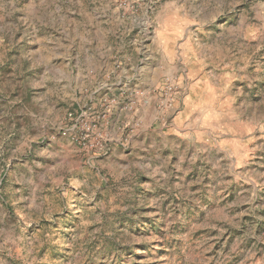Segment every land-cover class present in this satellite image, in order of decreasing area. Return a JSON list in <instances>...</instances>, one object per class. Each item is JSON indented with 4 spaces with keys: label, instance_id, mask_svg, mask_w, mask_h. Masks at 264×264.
I'll use <instances>...</instances> for the list:
<instances>
[{
    "label": "rangeland",
    "instance_id": "rangeland-1",
    "mask_svg": "<svg viewBox=\"0 0 264 264\" xmlns=\"http://www.w3.org/2000/svg\"><path fill=\"white\" fill-rule=\"evenodd\" d=\"M39 2L15 0L19 10L0 19V139L8 136L5 153L21 147L18 129L29 123L21 112L34 108L39 94L47 91L32 85L49 69L60 76L57 70L68 63L64 50L77 48L85 31L95 36L98 25L108 32L107 44L114 51L111 59L105 57L102 74L111 67L135 75L121 76L120 83L95 91L83 108L63 102L57 108L76 114L102 105L99 114L106 110L103 122L112 132V111L121 107L118 124H127L121 139L131 136L136 144L157 143L162 150L154 154L133 148L130 142L117 147V155L135 163L151 162L153 168L165 164L160 171L167 186L138 175L130 197H117L116 187L109 191L111 185L123 184L124 177L119 182L108 179L89 203H83L77 192L73 207L58 201L61 211L40 221L57 235L46 232L44 242L29 254L27 241L40 226L24 225L25 249L9 245L11 253L0 251V264H26L21 256L27 257V264H264V0H58L56 4L48 0L51 17L32 7ZM102 5L107 7L98 11ZM37 16L43 23L35 20ZM95 44L93 40L87 47L94 49ZM76 55L72 51L73 67ZM151 64L153 84L146 87L143 71ZM199 79L204 89L202 83L196 85ZM206 89L213 93L211 104L199 115L195 111ZM133 92L144 95L133 97ZM146 97L151 99L150 109L140 121L134 113ZM179 113L182 118L175 123ZM152 116L158 118L155 123ZM45 142H34L33 147ZM91 153L98 162L112 155L110 149ZM118 163L127 165L126 160ZM0 167L8 169L0 174V210L7 213L5 221L11 218L14 223L24 215L27 200L14 201L30 192L17 193L20 185L9 180L12 166ZM44 195L51 198L53 193ZM113 197H117L113 205L126 211L103 216L99 208L89 211ZM0 227L7 231L10 225ZM19 235L18 229L12 232L14 238Z\"/></svg>",
    "mask_w": 264,
    "mask_h": 264
},
{
    "label": "clouds",
    "instance_id": "clouds-1",
    "mask_svg": "<svg viewBox=\"0 0 264 264\" xmlns=\"http://www.w3.org/2000/svg\"><path fill=\"white\" fill-rule=\"evenodd\" d=\"M57 2L58 0H52L53 4ZM32 7L44 10L41 16L51 17L52 15L48 11L50 7L48 0H40L38 4L33 3ZM105 7L107 5H102L97 10L103 11ZM147 7H150V4L142 5V8ZM18 10L15 6V0H0V19L3 18L2 14L11 15ZM41 16L35 17V20L43 23ZM29 19H32V17L25 19L24 23H28ZM144 23L146 26L143 31L146 34L149 22L145 20ZM31 26L35 28L34 23ZM95 27L97 28L95 36L90 31H85L79 36L80 43L77 48H66L64 50L62 55L68 63L57 70L61 73L60 76L49 69L43 80L32 85V87L46 88L47 91L39 94V99L34 101V108H25L21 112L22 118L29 121L27 125L18 129L21 147L11 152V154H6L4 141L8 139V136L4 135L3 139H0V164L12 166V170L8 172L10 184L20 185V188L16 190L17 193L30 192V196L21 195L19 200L14 201V203H21L27 200V207L22 209L24 215L20 220L12 223L11 218H9L8 221H5L7 213L0 210V226L6 223L10 225L7 231L0 227V237H4L3 244H0V251L7 250L11 253L12 247L17 250H24L25 241L22 238L26 231L24 225L37 224L40 226L39 230L27 241V251L31 254L44 242L46 232H51L52 235L58 234L55 230L40 225L41 220H51L58 211H61L58 201H66L65 207H73V198L79 192L81 194L80 200L83 203H89L96 198L101 185L108 179L119 182L121 177L125 178L123 184L117 183L110 186L109 191L112 187L118 188L117 197L131 196L138 175L150 176L157 185L167 186V178L160 171L161 168L166 166L165 164H161L160 168H153L151 162L135 163L128 156L117 155L115 151L120 145L127 147L131 142L133 148H140L143 151L158 154L162 150L160 145L152 143L145 147L144 144L133 142L131 136L127 139H121L123 128L127 127L126 123L123 124V127L117 125L112 132H108L106 123L102 122L99 127L90 128L88 137L84 138H95L96 143L94 146L97 151L103 153L110 149L112 155L107 156L103 162H98L95 160V155L89 150L85 159L84 149L78 144V140L81 138L80 131L83 128H88L89 120H100L99 112L103 106L93 105L94 110L87 113L82 112L81 115L84 120L82 121L78 116L75 118V123L72 122L73 115L71 113L65 109L57 108V105L61 102L68 105L79 103L83 108L95 91L102 88H111L113 84L120 82L121 76L132 79L135 75V72L117 71L111 67L108 69L107 74H102L101 69L105 67V57L111 59L114 51L113 46L107 44L108 32L98 25H95ZM109 31L111 30L109 29ZM76 39V37H73L71 43L74 44ZM93 40L96 41L95 48L90 49L87 46L91 45ZM136 43L140 45L142 41ZM156 43L154 40L153 44ZM122 47L123 44L117 46L115 53H119ZM140 50L141 48L138 46L136 51L140 52ZM152 50H155V48ZM72 51L77 53L74 67L72 66ZM90 51L94 54L89 55ZM132 95L136 97L144 94L133 92ZM31 132L35 134L32 135ZM40 140H45V144L33 147L34 142ZM101 141L104 143H101ZM162 143L163 147L169 146L166 142ZM87 147L85 145V148ZM5 155H7V159L4 158ZM120 160H126L127 165H120L118 163ZM13 161H17V163L13 165ZM93 169H95L94 172ZM103 169H107V172L101 174ZM4 171H8L7 167H0V174ZM157 176L160 179H156ZM161 180L164 181L163 184H161ZM49 185L51 187H48ZM143 187L151 188L152 186L145 184ZM73 188L76 189V192L71 190ZM47 192H52L53 196L50 198L44 195ZM101 195H104V192H101ZM117 197L106 198L89 211L94 213L96 208H99L101 216L109 211H126V208H121L119 204L113 205V200ZM123 203L124 200L121 199L120 204ZM81 218L85 219L84 216ZM108 219H111V217ZM95 220L97 223H101L100 217H95ZM17 229L20 235L14 238L12 232ZM47 239L51 240V236ZM9 245L12 247H9ZM20 259L25 260L27 264L26 256H21Z\"/></svg>",
    "mask_w": 264,
    "mask_h": 264
},
{
    "label": "crops",
    "instance_id": "crops-1",
    "mask_svg": "<svg viewBox=\"0 0 264 264\" xmlns=\"http://www.w3.org/2000/svg\"><path fill=\"white\" fill-rule=\"evenodd\" d=\"M153 70H154V65L151 64L147 68H145V70L143 71L144 72V82H145L146 87L152 86V84H153V80H152ZM199 82L202 83L201 87L204 89L205 86H202V85H205L203 79L197 80L196 85H198ZM202 93H203V96L201 97V100H202L201 104L202 105L198 106L199 108L195 111V113H198L199 115H202L203 113L205 114V112H204V109L206 108L205 106L208 105V104H211L209 101L211 100L212 95H213V93L210 92V90H207V89L203 90ZM145 94H146V92H145ZM187 100H188V97L185 98V102H187V105H189ZM150 102H151V99L149 97H146L144 99V101H143V105L144 106H141L140 108L136 109L135 113H134V116H136L139 120L140 119L142 120V119H144V118H142V114H143L144 115L143 117L146 118V116L148 114V110L150 109V107H149L150 106ZM146 106H148V108H146ZM114 108L115 109L112 111L111 119L109 121V123H110L109 124V130L110 131H113L115 129V127L117 125H119L118 123L120 122V120L122 118V115H123L121 107H118V105H116ZM186 109L188 110V106H187ZM182 115H183V113H179L178 116L174 119V122L176 123L178 120H181ZM157 120H158L157 117L152 116V118H151V122L152 123H155V121H157ZM200 120H202V119H200V117H199L198 121L200 122ZM190 125H191V123H189V126ZM170 127H172L174 129L175 126L173 125V126H170ZM175 130L177 132L179 131L178 129H175ZM182 131L183 130H181L180 132H182Z\"/></svg>",
    "mask_w": 264,
    "mask_h": 264
},
{
    "label": "built area",
    "instance_id": "built-area-1",
    "mask_svg": "<svg viewBox=\"0 0 264 264\" xmlns=\"http://www.w3.org/2000/svg\"><path fill=\"white\" fill-rule=\"evenodd\" d=\"M82 112L87 113V111H84V110H81L80 112H78L76 114L75 113H71L73 115V121H72L73 123L76 122L75 118L78 117V116L80 117V119L82 121L84 120V117L81 115ZM99 116H100V120L99 121H97V120H89L88 121V128H83L80 131V137L81 138L78 140V144H79V146L82 149H84V152H87L88 153L89 150L91 152H96V150H97L96 147L94 146L95 143H96L95 138L86 139L84 137H88V133H89V129L90 128H97V127L100 126V124L103 121L106 120V118H107V112H106V110L103 111V112H101L99 114ZM85 145H87L88 147L85 148Z\"/></svg>",
    "mask_w": 264,
    "mask_h": 264
}]
</instances>
